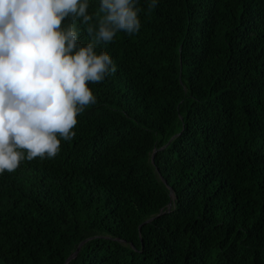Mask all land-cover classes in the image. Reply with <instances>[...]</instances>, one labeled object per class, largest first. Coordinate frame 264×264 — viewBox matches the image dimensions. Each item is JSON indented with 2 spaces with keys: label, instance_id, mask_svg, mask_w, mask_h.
<instances>
[{
  "label": "trees",
  "instance_id": "trees-1",
  "mask_svg": "<svg viewBox=\"0 0 264 264\" xmlns=\"http://www.w3.org/2000/svg\"><path fill=\"white\" fill-rule=\"evenodd\" d=\"M138 7L71 141L0 174V264H264V0Z\"/></svg>",
  "mask_w": 264,
  "mask_h": 264
},
{
  "label": "clouds",
  "instance_id": "clouds-1",
  "mask_svg": "<svg viewBox=\"0 0 264 264\" xmlns=\"http://www.w3.org/2000/svg\"><path fill=\"white\" fill-rule=\"evenodd\" d=\"M89 2L0 0V174L25 159L54 158L71 141L78 115L97 102L89 84L117 70L96 46L140 31L139 0H99L95 21ZM158 2L145 0L148 10Z\"/></svg>",
  "mask_w": 264,
  "mask_h": 264
},
{
  "label": "water",
  "instance_id": "water-1",
  "mask_svg": "<svg viewBox=\"0 0 264 264\" xmlns=\"http://www.w3.org/2000/svg\"><path fill=\"white\" fill-rule=\"evenodd\" d=\"M155 154V152H154ZM154 154L152 155V161H154ZM151 219L147 220V221H150ZM86 242V240L80 242V244L78 245L77 249L68 257L67 261H66V264L72 259V258H75L77 256V254L79 253L82 245Z\"/></svg>",
  "mask_w": 264,
  "mask_h": 264
}]
</instances>
